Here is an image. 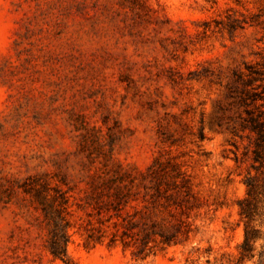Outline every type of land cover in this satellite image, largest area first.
I'll return each instance as SVG.
<instances>
[{"label": "rangeland", "instance_id": "1", "mask_svg": "<svg viewBox=\"0 0 264 264\" xmlns=\"http://www.w3.org/2000/svg\"><path fill=\"white\" fill-rule=\"evenodd\" d=\"M247 109L264 110V0H0V264H264ZM154 162L189 195L115 210L106 182ZM240 203L260 231L244 260ZM151 220L183 233L121 242ZM61 228L66 259L45 248Z\"/></svg>", "mask_w": 264, "mask_h": 264}, {"label": "trees", "instance_id": "2", "mask_svg": "<svg viewBox=\"0 0 264 264\" xmlns=\"http://www.w3.org/2000/svg\"><path fill=\"white\" fill-rule=\"evenodd\" d=\"M247 95L248 98L256 96L253 92H247ZM252 99L255 100L256 97H253ZM246 113V121L250 129L254 131L257 136V148L255 154L256 157L259 158L262 149H264V110H258L255 112L247 109ZM169 168L170 167L164 163L154 162L143 170H135L134 173L123 172L120 178L106 182L107 192L109 193V203L115 210H120L124 208L131 197L141 193L143 200H150V203L154 207L156 205V198H159L160 196H164L166 199H173L175 193L180 190L183 191L184 195H189V189L182 172L174 168L170 170ZM178 178L179 181H177ZM249 185L250 183H248V186ZM172 190L173 193L169 194L168 192ZM252 193L253 188L250 185L247 193L248 197L253 195ZM46 194V189L34 190V196L37 198L45 215L48 208H51L50 200L46 197ZM147 195H149V199L146 198ZM113 204L115 205L113 206ZM254 212V209L251 207L244 208L240 203L239 213L242 218L246 219L244 238L240 244V260L253 257L254 244L257 239L260 238L259 229L250 224L253 220ZM128 225V227L135 226L134 222H128ZM182 233L183 231L179 228L173 230L161 228L155 221L151 220L149 224L143 222L142 226L139 227L137 231H129L128 229L123 230L120 235V240L124 245H129L130 241L134 240L133 243L137 244V252L142 254L143 252H146L145 250L150 253L153 247L152 244L156 243V241L162 244L176 242L178 234ZM157 237H159L158 240ZM127 238L130 240H127ZM67 241L68 237L62 228L59 230L52 229L46 240L45 248L54 257L66 259Z\"/></svg>", "mask_w": 264, "mask_h": 264}]
</instances>
